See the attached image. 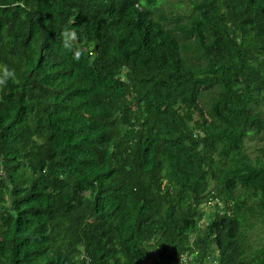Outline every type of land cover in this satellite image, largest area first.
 I'll list each match as a JSON object with an SVG mask.
<instances>
[{
  "label": "trees",
  "instance_id": "16d2710c",
  "mask_svg": "<svg viewBox=\"0 0 264 264\" xmlns=\"http://www.w3.org/2000/svg\"><path fill=\"white\" fill-rule=\"evenodd\" d=\"M262 152L264 0H0V264H264Z\"/></svg>",
  "mask_w": 264,
  "mask_h": 264
},
{
  "label": "rangeland",
  "instance_id": "374dc122",
  "mask_svg": "<svg viewBox=\"0 0 264 264\" xmlns=\"http://www.w3.org/2000/svg\"><path fill=\"white\" fill-rule=\"evenodd\" d=\"M169 5H165L164 8H167ZM246 146L248 147V152L251 154V156L257 155V151L255 150L256 148H258L260 146V141L258 139V137H253L251 140H247L246 141ZM260 157L262 159V161L264 162V153H260ZM259 228V227H258ZM249 233V240L251 241L252 239L256 238L258 235V229L257 227ZM253 245V243H252Z\"/></svg>",
  "mask_w": 264,
  "mask_h": 264
}]
</instances>
